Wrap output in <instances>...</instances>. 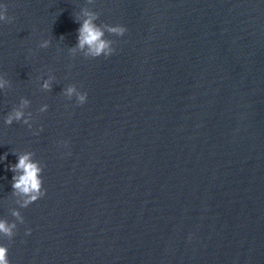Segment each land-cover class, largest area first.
Returning <instances> with one entry per match:
<instances>
[{
	"label": "water",
	"instance_id": "obj_1",
	"mask_svg": "<svg viewBox=\"0 0 264 264\" xmlns=\"http://www.w3.org/2000/svg\"><path fill=\"white\" fill-rule=\"evenodd\" d=\"M0 3V218L19 153L47 189L0 238L10 264H264V0ZM83 7L127 28L110 57L70 55ZM21 97L31 130L4 123Z\"/></svg>",
	"mask_w": 264,
	"mask_h": 264
},
{
	"label": "clouds",
	"instance_id": "obj_2",
	"mask_svg": "<svg viewBox=\"0 0 264 264\" xmlns=\"http://www.w3.org/2000/svg\"><path fill=\"white\" fill-rule=\"evenodd\" d=\"M94 0H87L88 4H92ZM7 5L0 3V22L12 23L15 17L7 14ZM75 21L79 23L77 43L75 46L69 47L68 51L72 57L77 54H82L85 59H95L101 56L108 58L114 54L116 49L113 45L116 43L114 40L108 39L107 36L122 37L127 32V28L123 25H109L106 23H96L99 19V13L89 7H83L80 12L75 16ZM107 34V36H106ZM60 39H64L63 36ZM51 41L48 39L42 40L38 45L39 48H48ZM38 80L41 77L37 78ZM56 77L51 74L47 79H43L41 84V91H52L53 83ZM11 88V82L0 75V91H5ZM62 95L68 100L76 99V104L82 106L87 102V92L78 90L75 84H70L62 90ZM30 100L21 97L19 104L14 106L12 110L4 117V123L11 126L13 122H20L27 125L32 129L33 115L31 112L26 113V109L30 107ZM48 105H42L38 111L40 113L46 112ZM40 131H43L41 126ZM38 135L39 132H34ZM63 146L67 147V141L60 142ZM15 154V153H13ZM70 154V153H69ZM17 155V154H15ZM35 153L31 151H24L17 155L18 162L10 165L9 170L14 173L12 177V196L15 198L14 203L18 205L17 208H11L10 214L14 218L12 222L0 218V238L7 239L11 242L16 235L17 224H23L24 217L19 209L27 208L32 203L43 198L46 195L47 189L44 187L43 171L45 165L39 160L34 159ZM7 158V153L4 159ZM31 233V229L26 231V235ZM0 264H10L9 248L7 245L0 244Z\"/></svg>",
	"mask_w": 264,
	"mask_h": 264
}]
</instances>
